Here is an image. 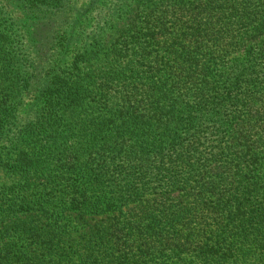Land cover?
<instances>
[{"label":"trees","instance_id":"trees-1","mask_svg":"<svg viewBox=\"0 0 264 264\" xmlns=\"http://www.w3.org/2000/svg\"><path fill=\"white\" fill-rule=\"evenodd\" d=\"M132 3L0 0V264H264V0Z\"/></svg>","mask_w":264,"mask_h":264},{"label":"rangeland","instance_id":"rangeland-1","mask_svg":"<svg viewBox=\"0 0 264 264\" xmlns=\"http://www.w3.org/2000/svg\"><path fill=\"white\" fill-rule=\"evenodd\" d=\"M132 1L133 0H127V3H129V4L127 5L126 10H128L132 6V4H133ZM124 17H126V20H128L130 15H125L124 14ZM17 18H20L23 21H27L26 16L23 15V14L20 15V16L18 14ZM125 25H126V23H120L119 26L120 27H124ZM111 28H112V26L108 30L104 31L105 33H103L99 37L100 39H102V41L100 43H99V40H96L94 42V44L91 46V50L93 49V52H94V50H97V52H102V51L105 52V51H109L112 48H114V44H115V42L117 41V38H118V36L115 35V33H116L118 28L116 30L111 29ZM94 31H95L94 28L88 27V31H86V32H94ZM98 43L101 44V47H100V45ZM98 47H100L101 49L98 50ZM80 50H81V48L78 46L77 50L74 51V52L76 53V52H78ZM33 104H35V99L34 98H28V97L25 98L24 97V99L22 100L21 105H20L21 113H25L30 107H33ZM11 182H12V179L8 175H6L5 172L0 171V187H2L4 185L5 186H10Z\"/></svg>","mask_w":264,"mask_h":264}]
</instances>
